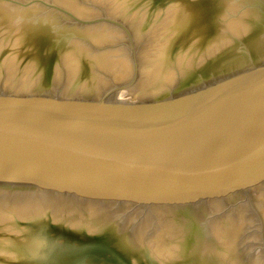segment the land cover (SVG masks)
<instances>
[{"label":"water","instance_id":"obj_1","mask_svg":"<svg viewBox=\"0 0 264 264\" xmlns=\"http://www.w3.org/2000/svg\"><path fill=\"white\" fill-rule=\"evenodd\" d=\"M0 264H264V0H0Z\"/></svg>","mask_w":264,"mask_h":264}]
</instances>
